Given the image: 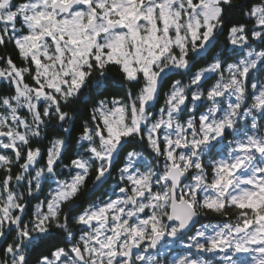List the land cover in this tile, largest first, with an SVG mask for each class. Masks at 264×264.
Masks as SVG:
<instances>
[{
	"label": "snow or ice",
	"instance_id": "obj_1",
	"mask_svg": "<svg viewBox=\"0 0 264 264\" xmlns=\"http://www.w3.org/2000/svg\"><path fill=\"white\" fill-rule=\"evenodd\" d=\"M0 264H264V0H0Z\"/></svg>",
	"mask_w": 264,
	"mask_h": 264
},
{
	"label": "flooded vegetation",
	"instance_id": "obj_2",
	"mask_svg": "<svg viewBox=\"0 0 264 264\" xmlns=\"http://www.w3.org/2000/svg\"><path fill=\"white\" fill-rule=\"evenodd\" d=\"M50 136V135H49ZM45 143H47V141H45ZM89 184H91V181H89ZM85 191H87V189H85ZM47 192H48V186L47 185H45V187H44V194H47ZM82 194V193H81ZM36 203V201H33V204H35ZM85 206H86V204H85ZM31 210V209H30ZM218 219V218H217ZM202 222H207V221H202ZM212 222H215V221H212ZM199 225H197V227H198Z\"/></svg>",
	"mask_w": 264,
	"mask_h": 264
},
{
	"label": "trees",
	"instance_id": "obj_3",
	"mask_svg": "<svg viewBox=\"0 0 264 264\" xmlns=\"http://www.w3.org/2000/svg\"><path fill=\"white\" fill-rule=\"evenodd\" d=\"M53 134V131L49 132V135L51 136ZM81 196H83V193L81 194Z\"/></svg>",
	"mask_w": 264,
	"mask_h": 264
}]
</instances>
